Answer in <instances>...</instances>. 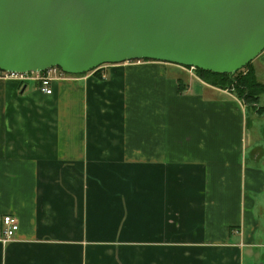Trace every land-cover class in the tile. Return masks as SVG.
Returning <instances> with one entry per match:
<instances>
[{
	"label": "crops",
	"instance_id": "crops-1",
	"mask_svg": "<svg viewBox=\"0 0 264 264\" xmlns=\"http://www.w3.org/2000/svg\"><path fill=\"white\" fill-rule=\"evenodd\" d=\"M257 108L158 61L0 80V264H264Z\"/></svg>",
	"mask_w": 264,
	"mask_h": 264
},
{
	"label": "water",
	"instance_id": "water-1",
	"mask_svg": "<svg viewBox=\"0 0 264 264\" xmlns=\"http://www.w3.org/2000/svg\"><path fill=\"white\" fill-rule=\"evenodd\" d=\"M263 51L264 0H0L7 72L153 60L231 76Z\"/></svg>",
	"mask_w": 264,
	"mask_h": 264
},
{
	"label": "built area",
	"instance_id": "built-area-1",
	"mask_svg": "<svg viewBox=\"0 0 264 264\" xmlns=\"http://www.w3.org/2000/svg\"><path fill=\"white\" fill-rule=\"evenodd\" d=\"M140 63L141 60L131 61ZM127 63V62H125ZM189 73H194L193 67H184ZM91 72V71H90ZM76 74H69L62 71L59 67H49L40 72H25V73H14L0 70V80H15L20 85L25 84L29 81L35 82L38 88L44 94H51L53 90V83L60 80H73ZM1 225V241L8 242L16 234L19 226L18 219L12 215H4L0 221Z\"/></svg>",
	"mask_w": 264,
	"mask_h": 264
},
{
	"label": "trees",
	"instance_id": "trees-1",
	"mask_svg": "<svg viewBox=\"0 0 264 264\" xmlns=\"http://www.w3.org/2000/svg\"><path fill=\"white\" fill-rule=\"evenodd\" d=\"M147 61L153 60H141V62ZM97 69L94 71L97 72ZM194 74L205 83L215 87H232L235 95L246 103L258 101L259 96L264 93V84L256 81L254 78L251 62L231 76L225 73H214L200 69H194ZM263 111L264 106H259L258 112L262 113Z\"/></svg>",
	"mask_w": 264,
	"mask_h": 264
},
{
	"label": "rangeland",
	"instance_id": "rangeland-1",
	"mask_svg": "<svg viewBox=\"0 0 264 264\" xmlns=\"http://www.w3.org/2000/svg\"><path fill=\"white\" fill-rule=\"evenodd\" d=\"M254 67L256 68V74L258 76V78L260 80H262L264 82V51L262 53H260L253 61H252ZM190 75H195L194 73H189ZM196 76V75H195ZM197 77V76H196ZM198 79L202 82H204L202 79H200L198 77ZM220 89H224V90H228L230 92H234L233 88L228 86V87H223V88H220ZM237 94V93H236ZM237 97V96H236ZM259 104L260 105H264V93L260 96L259 98ZM256 123H257V126H256ZM252 125H254V130L253 132H255V134H257V137L256 139L253 140L254 143H256L255 145V149H259V146L261 144H258V143H261L262 140L264 139V117L262 119H256L254 118L253 116H251V111L248 110L247 111V127L250 131V133H253L252 132ZM258 145V146H257ZM261 161H257L255 162V168H264V155L263 157H260ZM259 159V160H260ZM257 216H260V219L263 217L261 216V212L258 211V214Z\"/></svg>",
	"mask_w": 264,
	"mask_h": 264
},
{
	"label": "flooded vegetation",
	"instance_id": "flooded-vegetation-1",
	"mask_svg": "<svg viewBox=\"0 0 264 264\" xmlns=\"http://www.w3.org/2000/svg\"><path fill=\"white\" fill-rule=\"evenodd\" d=\"M251 68H252V70H253L254 78L256 79V81H258V82L264 84V82L258 78V76H257V74H256V73H257V72H256V68L254 67V65H253L252 62H251ZM262 94H263V93H262ZM262 94H261V95H262ZM261 95H260V96H261ZM260 96H259V98H260ZM248 104L252 105V106L254 107V109L257 108V106H261V105L259 104V99H258V101H256V102H248ZM256 111H258V108L256 109ZM263 112H264V111H263Z\"/></svg>",
	"mask_w": 264,
	"mask_h": 264
}]
</instances>
